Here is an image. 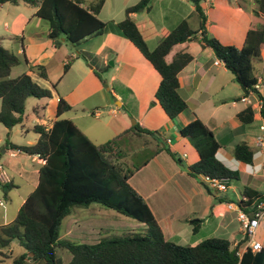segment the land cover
Listing matches in <instances>:
<instances>
[{"label":"crops","instance_id":"0c3cea01","mask_svg":"<svg viewBox=\"0 0 264 264\" xmlns=\"http://www.w3.org/2000/svg\"><path fill=\"white\" fill-rule=\"evenodd\" d=\"M140 1L106 0L98 15L106 25L103 33L77 46H69L65 40L59 47L48 37V24L45 30L39 24L44 21L36 17L37 8L25 4L1 6L10 5L12 10H6L8 15H0V45L21 60L20 65L12 70L11 78L28 74L39 86L50 90L53 97L39 100L33 109L34 127L21 124L20 130L19 126L8 130L0 124V165L10 178L8 184L13 186L7 198L0 186V227L16 219L28 196L37 189L39 172L45 164L38 157L15 153L7 142L22 147L35 145L40 135L32 136L30 130L34 131L36 126L52 128L57 120V105L62 98L72 106L69 120L95 144L102 145L119 138L118 144L126 153L123 162L127 167L133 166L131 161L127 163L130 157L128 146L136 144L138 152L148 151L144 166L130 183L151 208L168 241L196 246L210 238H222L228 240L233 248L239 247L242 255L251 245L239 220L240 208L233 203L229 193L237 203L243 198L244 187H251L264 195V150L256 143L262 135V121L256 116L255 122L246 126L239 120V113L247 108L240 101L242 89L233 79L229 80L231 73L223 63L215 64L220 60L211 48L202 43L201 22L195 5L188 0H151L148 10L130 15L150 51L158 47L165 32L174 30L183 21H187L194 31H199L197 40L177 45L167 58L170 63L181 52L193 56V61L179 74V93L187 102L188 109L175 120H170L155 98L161 83L159 73L119 28L126 19L127 9ZM91 3L95 0H87L88 5ZM243 4L244 0H206L203 8L207 17V33L224 45L242 48L250 27V16L255 15L258 9L255 3L253 13H247ZM34 23L43 28L42 37L35 32L27 33ZM262 60L264 62V51L259 61ZM53 64L56 65L55 71ZM31 65L44 66L48 78L41 79L31 71ZM66 65L68 70H65ZM255 68L257 78L264 85V67ZM56 71H63L62 75ZM55 77H60L58 83H54ZM35 110L39 113L36 114ZM95 112L100 116L95 117ZM104 114L108 120L102 122L99 119ZM195 118L200 119L221 144L218 160L231 170H238L245 184L233 188L229 184L226 192L212 190L211 194L200 179L189 175L188 168L199 161V155L193 143L181 136V130ZM132 119L136 120L133 125L130 124ZM98 121L105 129L94 125ZM136 124L157 135L134 132L132 127ZM125 135L128 140L122 138ZM241 143L248 144L256 152L252 165H243L233 157L234 148ZM3 150L5 154H1ZM257 166L259 172H256ZM15 197H20L19 205L14 204ZM193 220H200L196 224L197 233L193 232ZM64 222L66 237L71 236L69 240L79 243L94 244L101 236L108 237L114 232L110 226L101 228L92 216L74 218L70 215ZM138 228L145 230L143 224H138ZM103 231L108 232L107 235H103ZM255 240L264 247V220ZM2 252L5 256L1 255ZM24 252L15 242L9 250H0V260L2 264H11Z\"/></svg>","mask_w":264,"mask_h":264},{"label":"trees","instance_id":"16d2710c","mask_svg":"<svg viewBox=\"0 0 264 264\" xmlns=\"http://www.w3.org/2000/svg\"><path fill=\"white\" fill-rule=\"evenodd\" d=\"M106 0H0V5L10 4L37 8L36 17L49 26V39L56 47L67 43L77 46L97 35L106 27L98 15ZM151 0H141L126 11V19L119 24L122 33L140 51L161 77L156 100L170 120H175L188 109L181 97L179 74L193 61L189 53H178L172 62L167 58L173 49L190 40H197L201 32L202 43L211 48L217 59L222 61L241 87L243 95L254 91L258 83L255 61L264 51V0H254L258 6L255 15L250 16V27L244 45L238 48L224 45L206 30L207 17L203 3L206 0H188L196 7L201 25L194 31L187 21L174 30L165 32L158 47L150 51L137 24L130 17L149 9ZM21 60L0 45V124L12 130L23 124L26 103L29 98L52 99V92L39 86L28 74L11 78L12 70ZM69 66H65L68 70ZM31 71L41 79H47L44 66L31 65ZM99 76V75H98ZM100 77V76H99ZM263 102L261 116L264 119V90L257 91ZM72 111V106L60 98L57 105V120L46 131L36 126L40 135L38 142L29 147L10 144L18 154L38 157L45 162L39 172V185L22 205L16 219L0 227V250H9L17 242L24 254L11 264H28L43 261L45 264H63L59 251H67L72 258L69 264H264V250L253 253L248 248L240 255V248L222 238H210L196 246H183L168 241L145 199L131 185L130 180L144 166L127 167L123 160L126 153L120 148L119 138L97 145L79 127L63 116ZM38 114L39 111L35 110ZM255 112L247 107L238 115L243 125L255 122ZM42 119V118H41ZM138 134L155 136L154 132L143 129L139 124L132 127ZM181 136L190 140L199 155V161L188 168L191 177L205 183L208 177L218 181H239L240 172L231 170L218 160L221 144L214 133L198 118L181 130ZM167 152L180 164L182 161L170 150ZM256 152L246 143L238 144L233 157L243 165H252ZM7 198L13 186L0 182ZM214 191V190H213ZM239 208L252 214L256 204L264 195L251 187H244ZM97 204L132 219L145 226L143 233H125L103 237L94 244H84L61 238L63 221L75 209L89 208ZM200 220L191 221L193 232H198ZM2 256L5 254L2 252ZM0 264L2 261L0 260Z\"/></svg>","mask_w":264,"mask_h":264},{"label":"rangeland","instance_id":"374dc122","mask_svg":"<svg viewBox=\"0 0 264 264\" xmlns=\"http://www.w3.org/2000/svg\"><path fill=\"white\" fill-rule=\"evenodd\" d=\"M1 6L2 5H0V15H3V16L8 15V11H6V10H12L11 9L12 7L10 5H5L6 7H1ZM254 6H256V5H255V3L253 1H251V0H244L243 10L246 11L247 13H253L252 12V9H253ZM39 24H42L44 26V30H45V28H47V23L42 22V23H39ZM44 30L39 25H37V23H34V24H31L29 26L27 33L35 32L39 36L42 37ZM69 46H74V45H72V44L69 43ZM254 64L259 69H261V67H264L263 60H262V62L255 61ZM52 67H53V71H55V68L54 67H56V65L53 64ZM60 70L61 69H59L58 71H60ZM58 71H56L57 72L56 74H61L62 75V72L63 71L61 73L58 72ZM59 78L60 77H55L54 78V80H55L54 83H58ZM228 78H229V80H232L233 79V76L231 74H229ZM263 79H264V77H263ZM263 90H264V88H262L261 91H263ZM39 102L40 101L37 100V99H35V98H29L27 100L25 119H24V122H23V125L24 126H26V127H34V125H35L34 124L35 115L33 113V109L36 108V106L39 104ZM111 103L114 104V101L112 99H111ZM100 110H106V109L101 108ZM71 116H72V113L65 114L63 116V119H69ZM99 120L103 122V121L108 120V118L104 114L102 116V118H100ZM100 121H98L96 123L93 122V123L98 128L105 129L99 123ZM134 122H136V120L135 119H132L130 121V124L133 125ZM258 126H259V123H258ZM21 128H22V126H19L18 127L19 130ZM258 129L259 128L257 127V130ZM30 133L32 134V136L34 134H37L36 132L33 131V129L30 130ZM122 138L125 139V140H128L127 139V135L122 136ZM128 152L130 153V157L128 158L127 163L129 164V162L131 161L132 164H133V166L142 165L145 162V160L147 159V157H148V151L145 150L143 152H138L136 150V144H133V145L128 146ZM229 184H230V186L232 188L233 187H240V186H242L243 184H245L243 175L242 174L240 175V180L239 181H230ZM213 196H215V194H213ZM229 196L232 197L233 203L234 204H237V199L236 198H233V194L232 193H229ZM19 200H20V197H15L14 204L19 205ZM7 202H9V200H7ZM84 216H86V217H91L92 216L93 219H95L96 222L100 224V227L101 228H103V227L105 228V227H108V226H110V228L112 227L113 228V231H114L113 232V235H122V234H125V233H130L129 231H135L134 233H143L144 232L143 230H141V229L138 228V224H140V223H138V222H136V221H134L132 219L126 218V217L118 214L116 211H113L111 209H106V208H104V207H102L100 205H97V204L92 205L88 209H75L73 211V213H72V217H74V218L75 217H84ZM130 225H132V226H130ZM130 227H133V229H131ZM123 229H125V230H123ZM128 229H130V230H128ZM65 233H66V223L64 222L63 225H62V227H61V238L68 239V238L71 237L70 236V237L67 238L66 235H65ZM107 233L108 232L103 231V235H107ZM110 236H112V235H110ZM101 237L103 238L105 236H101ZM89 243H92V242H89ZM17 249H18V247L16 248V252H17ZM59 257L63 260V264H69L70 261H71V258H72L71 254L69 252L62 251V250L59 251ZM4 263H5V261H4ZM28 264H45V263L43 261H37V262L28 263Z\"/></svg>","mask_w":264,"mask_h":264},{"label":"built area","instance_id":"2783aa9c","mask_svg":"<svg viewBox=\"0 0 264 264\" xmlns=\"http://www.w3.org/2000/svg\"><path fill=\"white\" fill-rule=\"evenodd\" d=\"M216 65L222 64V61H217ZM264 88L261 80H258L257 85H255L254 91H251L249 95H243L240 98V101L247 105V107L251 108L255 112V116L258 117L262 121V125L260 126V131L262 135L257 138V146L258 148L264 150V119L261 116V111L263 107V102L257 95V91H261ZM95 117H99V112H95L93 114ZM51 128H46V131H49ZM45 163V162H44ZM204 181L208 186L218 193L226 192L229 188L230 181H218L212 180L208 177L204 178ZM0 182L3 184L9 183L10 178L5 171V169L0 165ZM2 204V203H1ZM232 208V205H229ZM239 220L242 225V229L245 235L248 237L250 241V249L253 253H260L264 250L263 245L260 242H256L255 238L258 233V230L261 226L262 221L264 220V200L259 202L253 208L252 214H248L241 209L239 210ZM241 255V254H240Z\"/></svg>","mask_w":264,"mask_h":264},{"label":"clouds","instance_id":"9594fccd","mask_svg":"<svg viewBox=\"0 0 264 264\" xmlns=\"http://www.w3.org/2000/svg\"><path fill=\"white\" fill-rule=\"evenodd\" d=\"M218 155V154H217ZM254 158H255V154H254ZM259 166H257V168H256V172H259Z\"/></svg>","mask_w":264,"mask_h":264},{"label":"water","instance_id":"95a60500","mask_svg":"<svg viewBox=\"0 0 264 264\" xmlns=\"http://www.w3.org/2000/svg\"><path fill=\"white\" fill-rule=\"evenodd\" d=\"M64 41H65V39H63V42H64ZM1 154H5V150H3Z\"/></svg>","mask_w":264,"mask_h":264}]
</instances>
